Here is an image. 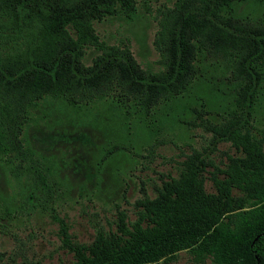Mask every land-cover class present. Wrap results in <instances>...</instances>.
I'll use <instances>...</instances> for the list:
<instances>
[{"label": "trees", "instance_id": "trees-1", "mask_svg": "<svg viewBox=\"0 0 264 264\" xmlns=\"http://www.w3.org/2000/svg\"><path fill=\"white\" fill-rule=\"evenodd\" d=\"M116 13L132 18L136 0H0V155L33 152L24 126L45 96L78 109L109 94L125 117L149 124L160 104L188 94L207 53L220 54L231 66V107L218 122L193 110L239 151L223 177H210L214 189L205 186L208 160L193 152L132 229L87 246L65 242L73 264H143L187 248L213 264H264V133L256 121L264 109V0H175L158 20L157 68L141 65L127 43L101 38L94 22Z\"/></svg>", "mask_w": 264, "mask_h": 264}, {"label": "rangeland", "instance_id": "rangeland-1", "mask_svg": "<svg viewBox=\"0 0 264 264\" xmlns=\"http://www.w3.org/2000/svg\"><path fill=\"white\" fill-rule=\"evenodd\" d=\"M174 2L136 0L132 18L116 13L94 24L101 38L127 43L141 65L157 68L158 20ZM215 54L199 62L201 73L188 94L160 104L147 116L149 124L125 117L109 94L78 109L59 97L39 100L23 131L33 152L0 155V264H73L77 255L65 236L70 244L87 246L132 229L144 203L177 176L181 161L193 152L208 160L205 186L213 190L212 174L223 177L228 156L239 153L230 141L218 139L210 124L209 129L200 124L193 111L218 122L231 107L226 91L231 66ZM256 121L264 133V109ZM32 175L43 182L35 184ZM143 264L213 262L187 248Z\"/></svg>", "mask_w": 264, "mask_h": 264}]
</instances>
